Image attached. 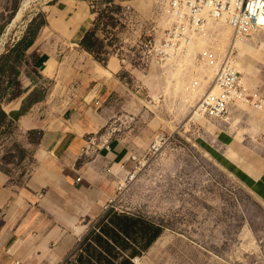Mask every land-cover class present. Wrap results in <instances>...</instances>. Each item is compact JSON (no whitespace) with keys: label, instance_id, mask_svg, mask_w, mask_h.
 <instances>
[{"label":"rangeland","instance_id":"rangeland-1","mask_svg":"<svg viewBox=\"0 0 264 264\" xmlns=\"http://www.w3.org/2000/svg\"><path fill=\"white\" fill-rule=\"evenodd\" d=\"M23 1L0 0V55L34 18H45L43 9L54 0H27L13 23ZM93 1L99 28L115 34L108 44L102 41L105 49L117 51L127 66L109 97L114 117L102 132L104 144L117 142L130 155H144L156 135L169 139L118 196V208L140 212L195 241L209 240V253L224 256L226 264H264V111L236 102L223 118H193L232 51L234 32L223 22L208 23L184 52L157 61L142 42L163 38L168 0H127L132 6ZM236 46L245 83L263 91L264 32ZM22 70L37 76L30 66ZM29 138L36 142L39 134ZM24 142L13 131L0 142V166L15 181L29 169L31 152Z\"/></svg>","mask_w":264,"mask_h":264},{"label":"crops","instance_id":"crops-1","mask_svg":"<svg viewBox=\"0 0 264 264\" xmlns=\"http://www.w3.org/2000/svg\"><path fill=\"white\" fill-rule=\"evenodd\" d=\"M43 11L41 77L34 82L22 72L20 81L28 92L46 85L47 94L15 125L31 152L27 174L15 181L0 166V264H226L209 253V240L140 212L104 210L131 168L127 147L106 146L102 136L127 66L112 55L103 65L81 50L98 18L93 0H54Z\"/></svg>","mask_w":264,"mask_h":264},{"label":"built area","instance_id":"built-area-1","mask_svg":"<svg viewBox=\"0 0 264 264\" xmlns=\"http://www.w3.org/2000/svg\"><path fill=\"white\" fill-rule=\"evenodd\" d=\"M109 3H112L111 0ZM166 13L169 23L163 38L142 42L147 47L148 54L157 61H165L184 52L208 23L222 21L232 29L235 38L240 40H248L264 32V0H168ZM97 35L105 44L111 42L115 36L113 32L105 33L99 26ZM235 49L237 48L234 44L232 51L222 61L214 78L213 89L198 105L199 113L223 118L230 113L236 102H243L264 111V90L252 88L245 83ZM108 53L118 57L123 64L126 63L117 51L111 50ZM214 88L219 91L214 92ZM168 140L165 134H158L144 155H130L129 161L133 165L119 179L117 196L109 199L104 205L105 211L111 208L119 209L118 196L130 188L144 168L160 154Z\"/></svg>","mask_w":264,"mask_h":264},{"label":"trees","instance_id":"trees-1","mask_svg":"<svg viewBox=\"0 0 264 264\" xmlns=\"http://www.w3.org/2000/svg\"><path fill=\"white\" fill-rule=\"evenodd\" d=\"M100 19L98 16L95 28L86 33L80 48L104 65L110 55L97 35ZM45 24V18L43 20L39 17L34 18L23 36L0 55V142L6 133L14 132L19 118L25 115L35 103L43 100L47 94V88L43 85H38L33 91L28 92L22 88L20 81L23 65L30 66L34 74L40 75L36 66L41 58V52L36 47V39ZM29 59H31L30 62H28ZM26 74L34 82L38 81L37 76L29 72ZM19 105L20 107L17 108Z\"/></svg>","mask_w":264,"mask_h":264},{"label":"bare ground","instance_id":"bare-ground-1","mask_svg":"<svg viewBox=\"0 0 264 264\" xmlns=\"http://www.w3.org/2000/svg\"><path fill=\"white\" fill-rule=\"evenodd\" d=\"M24 2V1H23ZM28 3H29V1H25L23 4H22V6H21V8L18 10V12H17V14H16V16H15V18H14V20H13V23H15L18 19H20L22 16H23V14H24V11H25V9H26V7L28 6ZM218 22H222V21H218ZM7 42V41H6ZM237 42H241V40L238 38H236V42H235V46H236V43ZM6 44V43H5ZM236 48H238V46H236ZM239 65H240V62H239ZM213 88H211V90H212ZM217 92V91H219L217 88L215 89L214 88V92ZM208 93V92H207ZM207 95V94H206ZM205 95V96H206ZM204 98V97H203ZM202 98V99H203ZM241 104H242V102H241ZM198 108V107H197ZM193 118L194 119H197V120H199V119H201L202 118V115H201V113H199L198 111H197V109H196V111H194V113H193Z\"/></svg>","mask_w":264,"mask_h":264}]
</instances>
